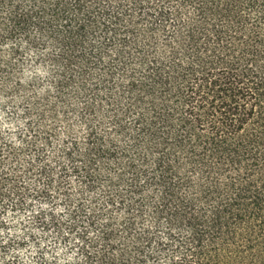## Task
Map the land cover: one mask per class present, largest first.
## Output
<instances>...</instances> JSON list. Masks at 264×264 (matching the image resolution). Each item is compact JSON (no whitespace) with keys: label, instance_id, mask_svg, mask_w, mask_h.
Returning <instances> with one entry per match:
<instances>
[{"label":"trees","instance_id":"1","mask_svg":"<svg viewBox=\"0 0 264 264\" xmlns=\"http://www.w3.org/2000/svg\"><path fill=\"white\" fill-rule=\"evenodd\" d=\"M28 63L84 137L55 188L0 171V264H264V0H0V83Z\"/></svg>","mask_w":264,"mask_h":264},{"label":"rangeland","instance_id":"2","mask_svg":"<svg viewBox=\"0 0 264 264\" xmlns=\"http://www.w3.org/2000/svg\"><path fill=\"white\" fill-rule=\"evenodd\" d=\"M18 75L22 84L18 92L14 91L17 75L8 84L0 83V138H2L0 171L7 174L9 181L8 186L4 188L10 189L15 186L20 188L25 184L30 188L39 187L42 181L38 179V170L43 163L54 169L52 178L55 188L59 179L65 182L70 178L69 174L65 176L66 178L60 177L58 160L65 162L60 153L62 146L67 138L73 137L81 143L84 135L81 127L71 116L68 119L62 117L60 110L57 115L50 112L51 106L54 105V95L50 91L48 76L43 68L28 63L24 72ZM32 81L35 82L31 83ZM41 112L43 116L40 118ZM34 161L33 170L26 175L28 165ZM71 185L72 194H75L77 184L72 181ZM52 191L55 192L56 189ZM55 194L56 198L52 202L34 200L32 209L16 218L18 222L30 219L35 212L44 211L48 215L53 211L62 224L67 223V208L62 197ZM35 232L37 237L42 236L41 231ZM62 232L66 234L68 230L63 226ZM47 235L48 233L44 236ZM51 238L49 234L46 240H43L42 246L51 248L53 246ZM53 250L63 260L71 257V253L66 252L63 246L55 247ZM31 251L30 244H26L20 250L22 260H27Z\"/></svg>","mask_w":264,"mask_h":264}]
</instances>
